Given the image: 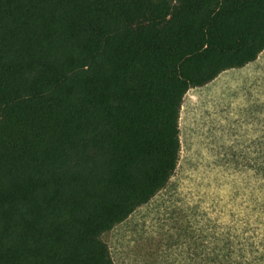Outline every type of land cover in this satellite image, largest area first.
Instances as JSON below:
<instances>
[{"label":"trees","instance_id":"16d2710c","mask_svg":"<svg viewBox=\"0 0 264 264\" xmlns=\"http://www.w3.org/2000/svg\"><path fill=\"white\" fill-rule=\"evenodd\" d=\"M263 52L264 0H0V264H115L103 235L169 185L186 94ZM258 217L210 264H264V192Z\"/></svg>","mask_w":264,"mask_h":264},{"label":"rangeland","instance_id":"374dc122","mask_svg":"<svg viewBox=\"0 0 264 264\" xmlns=\"http://www.w3.org/2000/svg\"><path fill=\"white\" fill-rule=\"evenodd\" d=\"M169 185L103 235L115 264H206L215 242L254 239L264 192V52L186 94Z\"/></svg>","mask_w":264,"mask_h":264}]
</instances>
